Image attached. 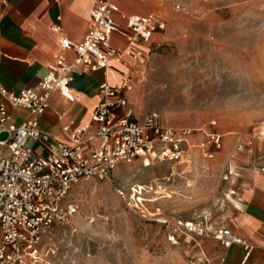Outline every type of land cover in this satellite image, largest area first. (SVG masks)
<instances>
[{
    "label": "rangeland",
    "instance_id": "374dc122",
    "mask_svg": "<svg viewBox=\"0 0 264 264\" xmlns=\"http://www.w3.org/2000/svg\"><path fill=\"white\" fill-rule=\"evenodd\" d=\"M177 1L126 97L137 116L156 112L164 125L197 129L193 142L220 134L221 149L208 159L195 148L180 163L118 165L109 182L79 185L71 226L41 240L38 264H186L183 241L170 243L126 201L146 216L208 226L230 212L244 167L237 146L264 133V0Z\"/></svg>",
    "mask_w": 264,
    "mask_h": 264
},
{
    "label": "built area",
    "instance_id": "2783aa9c",
    "mask_svg": "<svg viewBox=\"0 0 264 264\" xmlns=\"http://www.w3.org/2000/svg\"><path fill=\"white\" fill-rule=\"evenodd\" d=\"M93 4L83 40L74 42L60 36V52L34 88L14 93L0 87L3 98L0 132L7 133V138L0 141V147L7 151L6 154L0 151V264H38L41 240L55 227L71 226L78 208L73 193L79 185L109 182L118 165L135 161L142 165L156 161L180 163L195 148L208 159L222 147L218 133H207L202 140L193 142L197 129L164 125L156 112L138 116L134 113L126 95L143 73L148 57L146 47L152 43L153 35L164 29L165 22L157 12L122 14L124 24L120 26L113 20L120 11L116 0H93ZM113 35L122 38L123 45H113ZM67 50L72 52L71 60L62 54ZM115 65H121L120 70ZM104 70L115 72L120 83L116 86L105 81L99 83L101 100L93 106L89 120L80 126L69 122L62 127L65 141L53 140L57 151L35 156L26 141L48 140L38 126V118L46 110L50 94L58 91L65 100H72L68 86L74 74ZM6 104L25 109L28 117L17 125L9 122ZM253 145L254 139L249 137L236 150L244 155L245 168L264 173V161L259 162L264 156L254 155ZM111 187L126 200L112 183ZM126 206L140 217L163 226L170 243L183 241L186 264H212L198 241L201 238L212 239L224 248L239 245L243 250L242 263L254 249L253 244L228 228L161 213L146 216L129 200Z\"/></svg>",
    "mask_w": 264,
    "mask_h": 264
},
{
    "label": "crops",
    "instance_id": "0c3cea01",
    "mask_svg": "<svg viewBox=\"0 0 264 264\" xmlns=\"http://www.w3.org/2000/svg\"><path fill=\"white\" fill-rule=\"evenodd\" d=\"M116 3L120 11L113 20L120 26L124 24L122 14L157 12L163 19L169 4L167 0H116ZM93 5V0H0V87L14 93L23 88H34L55 62V55L60 52V36L74 42L83 40ZM55 26L59 29L55 30ZM111 38L115 46L124 43L115 35ZM62 54L69 60L73 58L70 50ZM114 67L120 70L121 65ZM103 81L116 86L120 78L111 70L87 71L73 75L68 86L72 100H65L58 91L50 94L46 110L38 118V126L47 134L48 140L26 141L35 156L56 152L53 140L65 141L62 127L69 122L80 126L89 120L93 106L101 100L97 85ZM0 102H3L1 96ZM5 109L10 115L9 122L16 125L28 117V112L20 107L6 104ZM253 139V154L264 156V134L259 132ZM0 151L7 153L4 146ZM242 163L245 165L244 155ZM238 173V184L232 191L234 203L231 202L230 212L218 224L249 241L254 249L242 263L243 250L239 245L224 248L212 239L201 238L198 241L212 264H264V173H254L245 167Z\"/></svg>",
    "mask_w": 264,
    "mask_h": 264
},
{
    "label": "water",
    "instance_id": "95a60500",
    "mask_svg": "<svg viewBox=\"0 0 264 264\" xmlns=\"http://www.w3.org/2000/svg\"><path fill=\"white\" fill-rule=\"evenodd\" d=\"M7 138V133L6 132H0V141L5 140Z\"/></svg>",
    "mask_w": 264,
    "mask_h": 264
},
{
    "label": "bare ground",
    "instance_id": "6f19581e",
    "mask_svg": "<svg viewBox=\"0 0 264 264\" xmlns=\"http://www.w3.org/2000/svg\"><path fill=\"white\" fill-rule=\"evenodd\" d=\"M264 134V133H263ZM184 159H186V158H183L181 161H183ZM142 188V187H141ZM139 189H140V187H139ZM204 239V238H203ZM38 259H37V262H39L40 261V257L38 256L37 257Z\"/></svg>",
    "mask_w": 264,
    "mask_h": 264
}]
</instances>
